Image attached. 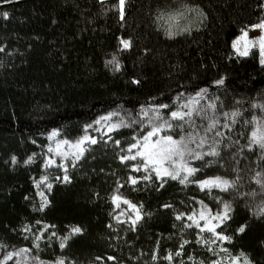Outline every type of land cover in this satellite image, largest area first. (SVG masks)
Wrapping results in <instances>:
<instances>
[{
    "label": "trees",
    "instance_id": "16d2710c",
    "mask_svg": "<svg viewBox=\"0 0 264 264\" xmlns=\"http://www.w3.org/2000/svg\"><path fill=\"white\" fill-rule=\"evenodd\" d=\"M5 11L8 18L2 16ZM177 12L183 15L170 19ZM261 20L264 0H125L123 18L118 0L0 3V45L4 46L0 52V244L7 246L0 247V256L22 247L33 248L32 238L42 226L36 222L42 221L55 226L39 233L45 239L32 252L45 261L60 256L74 264H169L164 257L188 240L172 264L181 260L194 264L187 259L189 255L207 264L216 258L214 253L197 242L195 228L180 231L183 224L175 219V212L199 209L193 198L215 211L217 201L212 197L221 196L233 202L232 219L221 226L223 230L233 235L240 224L248 226L230 243L213 248L226 247L233 254L243 251L254 264H264V219L249 211L264 199L259 186L250 180L255 172L264 171V159L259 149L244 147L253 127L245 121L264 116L259 107H252L264 104V65L259 63L258 49L239 56L231 46L241 29ZM169 25L176 33L171 37L165 35ZM121 38L130 39L131 47L122 48ZM113 56L120 63L119 70L107 63ZM221 77L223 84L216 85L214 81ZM133 79L139 83H132ZM202 88L207 89L208 99L219 98V112L238 110L240 116L231 128L222 129L223 144L230 147H222L220 157L193 162L201 169L197 178L239 175L238 190H255V198L238 197L235 191L209 194L194 184L184 186L172 180L159 188L160 181L154 177L151 183H127L130 174H143L117 158L120 148L131 142L136 126L104 133L103 140V129L98 133L94 126L89 134L98 143L75 165H68L69 182H61L63 171L46 173L47 136L53 129L74 140L83 134L85 124L108 111H118L122 117L132 112L136 118L141 105L172 104L178 93L186 97ZM207 102L202 99L201 105ZM196 119L199 124L200 118ZM109 136L120 140V147ZM29 156L33 159L25 164ZM208 159H218L225 166L203 167ZM41 175L49 177L51 191L33 184ZM114 190L143 205L142 219L134 229L131 223L115 218L110 200ZM39 191L50 201L43 211ZM163 204L172 208H163ZM25 225L32 231L24 232ZM77 225L83 232L61 249L59 238ZM52 232L56 237L49 239L46 233ZM154 249L156 261L152 260Z\"/></svg>",
    "mask_w": 264,
    "mask_h": 264
},
{
    "label": "snow or ice",
    "instance_id": "6c2138e0",
    "mask_svg": "<svg viewBox=\"0 0 264 264\" xmlns=\"http://www.w3.org/2000/svg\"><path fill=\"white\" fill-rule=\"evenodd\" d=\"M9 2L10 0H0V3ZM124 4L125 0H118L121 18L124 16ZM182 15L183 13L177 12L171 15L170 19L174 20ZM2 16L8 18L9 13L5 11L2 13ZM158 19L160 18L158 17ZM248 28L260 29L261 35L256 38H249L248 29H241L240 34L232 40L231 46L239 56H248L250 50L254 48L258 49L259 63L264 65V20L251 24ZM175 34L171 30V25H169V28L165 30V35L171 37ZM120 45L122 48L128 49L131 47V41L130 39L121 38ZM3 50L4 46L0 45V52ZM107 63L112 64L115 70L120 69V63L115 56L110 61H107ZM223 82V77L214 81L216 85H221ZM132 83H139V81L133 79ZM202 99H207V104L202 106ZM218 99L216 97L208 99L207 89L202 88L186 97L185 94L178 93L173 98L172 104L151 103L141 105L136 110V118H132V112H126L125 116L122 117L118 111H108L97 117L92 123L85 124L83 126V134L75 140L58 139L55 141L54 148L52 145H48L49 155L44 160V166L59 167L63 170L61 182H69L71 177L67 171L68 165L66 161L70 158L71 163L75 165L85 155V152L91 145L98 143V138L89 134L90 129L97 126L95 130L98 133L103 129V133L100 136V139L103 140L104 133H113L121 128L136 126L137 131L133 133L131 142L127 143L126 147L120 148V152L117 154V158L122 164L128 162L127 166L136 173H143L139 176L130 174L127 177V183L136 185L138 180L151 183L154 177L156 181H160L159 188H163L168 180H172L184 186L194 184L201 191L209 194L213 190H219L221 193L235 191L238 197L247 196L255 198L257 195L255 190L249 193L238 190L241 179L239 175L234 178H228L221 175L210 176L205 174L203 178H197L201 169L193 166V162H203L209 157H220L222 147H230L228 144H223L225 134L222 129L231 128V125L236 122V118L240 116L238 110H233L231 113L219 112ZM252 107H259L261 112L264 113V104L257 105L254 103ZM197 117L200 118L199 124L197 123ZM221 117L224 118L223 122L221 121ZM245 124H251L253 127L251 132L248 133V141L244 147L248 150H252L254 147L259 149L261 159H264V116H253L251 121L246 120ZM58 131L57 129H53L48 133V139L52 140L53 137H56ZM177 132L179 133L178 135H176ZM108 139L112 140L111 136ZM112 143L116 147H120L122 142L120 140H112ZM234 143L238 144L239 141H235ZM240 154L242 155V151ZM233 155L235 156L236 153ZM57 158H59L58 164ZM32 159L33 157L29 156L24 163L28 164ZM11 160L13 163H16L17 158L13 156ZM213 163H218L221 167L225 166L218 159H208L207 164H204L203 167H208ZM233 171L238 173L240 170L239 168H234ZM56 179L59 180L60 177ZM250 180L259 186L260 195H264V171L255 172L250 177ZM48 181V176L41 175L38 180L33 181V184L38 189L43 186L48 191H51L52 184ZM117 186L119 187V181H117ZM37 194L41 196L39 207L43 211L50 201L43 191H39ZM212 198L217 201V210L215 211L206 205L204 201H195V198H193V201L200 205L199 209L193 208L188 212H175V219L181 221L183 224L180 231L184 232L185 229L192 228L197 230V242L204 245L209 252H213L216 257L215 259L208 260L207 264H254L249 255L243 251L233 254L226 247H220L218 251L213 248L215 245H223L225 241L230 243L234 235L245 232L248 225L246 223L240 224L235 229L233 235L227 234L221 226L226 227L227 223L231 221L233 202L223 200L221 196H214ZM110 200L116 208H120L121 203L127 205V209L131 210L127 213V219L131 222V227L134 229L137 222L142 219L141 209L143 205L133 203L117 190L113 191ZM161 207L172 208V205L163 204ZM249 211L253 216L264 219V199L260 200L255 207H249ZM123 214L120 213V215ZM185 217L186 219H184ZM36 224L42 226L38 228L37 234L32 238L33 248L22 247L14 251H6L0 256V264H9L13 260L14 264H74V262H68L66 258L60 256L56 257L53 261H45L38 254H32L33 249L39 250V241L45 239V236L39 233H45V229L55 227L54 225L43 224L42 221H37ZM23 231L31 232L32 228L29 225H25ZM82 232L83 229L78 225L70 227L68 234L59 238V247L64 249L71 237ZM204 234H207V238H205ZM46 235L49 239L56 237L55 232L46 233ZM187 243H189L188 240H182L175 252L169 251L164 259L168 260L169 264H172L174 257L181 255L183 247ZM158 244L159 242H157V246ZM0 247L6 248L7 246L0 244ZM96 259L99 260L100 258L97 257ZM108 259L114 260L115 257H108ZM157 259L158 255L154 249L152 260L156 261ZM187 259L192 260L194 264H206L205 260H195L191 255ZM180 264H184L183 260L180 261Z\"/></svg>",
    "mask_w": 264,
    "mask_h": 264
},
{
    "label": "rangeland",
    "instance_id": "374dc122",
    "mask_svg": "<svg viewBox=\"0 0 264 264\" xmlns=\"http://www.w3.org/2000/svg\"><path fill=\"white\" fill-rule=\"evenodd\" d=\"M247 29H248L249 38H256V37L261 35V30L260 29H251V28H247ZM58 139H66V138H63L60 135H57L56 137H53L52 140H49L48 136H47V149H48V145H52V147L54 148L55 147V141L58 140ZM68 140H70V139H68ZM47 155H49V154H46V156ZM46 156H45V158H46ZM58 163H59V158H57V164ZM66 163H67V165L72 164L70 158L66 161ZM45 170H46V173H50V174H52V173H54L55 171H58V170L63 171L62 169H60L57 166L45 167ZM114 210H115V215L114 216H115V218L117 220L131 223L127 219V213L129 211H131L130 209H127V205H124V204L121 203L120 208H116V206L114 205ZM120 213H124V214L120 215Z\"/></svg>",
    "mask_w": 264,
    "mask_h": 264
}]
</instances>
